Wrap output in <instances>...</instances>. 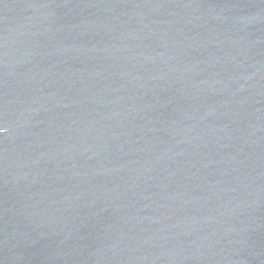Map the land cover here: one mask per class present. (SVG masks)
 I'll return each instance as SVG.
<instances>
[{
  "label": "water",
  "instance_id": "water-1",
  "mask_svg": "<svg viewBox=\"0 0 264 264\" xmlns=\"http://www.w3.org/2000/svg\"><path fill=\"white\" fill-rule=\"evenodd\" d=\"M0 264H264V0H0Z\"/></svg>",
  "mask_w": 264,
  "mask_h": 264
}]
</instances>
